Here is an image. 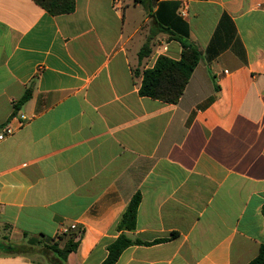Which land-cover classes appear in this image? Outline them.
<instances>
[{"label": "crops", "instance_id": "obj_1", "mask_svg": "<svg viewBox=\"0 0 264 264\" xmlns=\"http://www.w3.org/2000/svg\"><path fill=\"white\" fill-rule=\"evenodd\" d=\"M112 1L0 0V129L27 117L0 140V264H44L9 247L70 224L66 264H102L136 193L125 234L143 244L114 264H247L264 245V0ZM179 21L201 55L181 97L140 96L142 70L180 58L161 30Z\"/></svg>", "mask_w": 264, "mask_h": 264}, {"label": "trees", "instance_id": "obj_2", "mask_svg": "<svg viewBox=\"0 0 264 264\" xmlns=\"http://www.w3.org/2000/svg\"><path fill=\"white\" fill-rule=\"evenodd\" d=\"M135 3L143 4V0H134ZM37 5L51 15L71 13L75 9V0H36ZM178 20H180L178 18ZM180 27H161L162 31L174 36L181 44L182 51L178 60H172L166 56H159L153 67L141 71V84L139 95L175 104L181 97L189 77L200 60V52L187 40L188 32L185 24L178 22ZM149 40L142 45L138 52V60L149 53ZM138 71L135 70V73ZM31 88H27L22 97L17 101L15 111L28 100ZM140 195L136 193L130 199L120 219L115 224V230L120 232L117 238L107 245V256L102 264H114L123 250L132 245L143 244L140 240L129 239L125 232L135 228L137 209ZM80 236V235H79ZM77 233L62 234L56 240L42 245L18 244L9 247L11 252L19 254H38L46 264H66L69 253L76 250L78 239ZM62 242V244L60 243ZM162 242V240L157 241ZM247 264H264V245H261L257 255Z\"/></svg>", "mask_w": 264, "mask_h": 264}, {"label": "built area", "instance_id": "obj_3", "mask_svg": "<svg viewBox=\"0 0 264 264\" xmlns=\"http://www.w3.org/2000/svg\"><path fill=\"white\" fill-rule=\"evenodd\" d=\"M123 7L122 0H113L112 1V8L117 11H121ZM181 16H184L183 11L180 12ZM13 120L16 121V126L13 124ZM27 121V117L23 113H19L17 116L14 115L13 118L7 122L3 127L0 129V140L5 139L8 136H11L15 133L17 127H21ZM76 230V224H70L68 227H65L61 233H67L68 231Z\"/></svg>", "mask_w": 264, "mask_h": 264}, {"label": "rangeland", "instance_id": "obj_4", "mask_svg": "<svg viewBox=\"0 0 264 264\" xmlns=\"http://www.w3.org/2000/svg\"><path fill=\"white\" fill-rule=\"evenodd\" d=\"M60 236V235H59ZM61 244H62V242H60ZM32 260H35V261H37V262H39V263H44V264H46L45 263V261L39 256V255H37V254H32L31 256H29Z\"/></svg>", "mask_w": 264, "mask_h": 264}]
</instances>
